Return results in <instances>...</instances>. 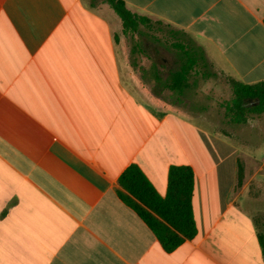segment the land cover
Here are the masks:
<instances>
[{
	"label": "crops",
	"instance_id": "1",
	"mask_svg": "<svg viewBox=\"0 0 264 264\" xmlns=\"http://www.w3.org/2000/svg\"><path fill=\"white\" fill-rule=\"evenodd\" d=\"M125 2L190 33L218 72L264 80V0ZM118 16L104 1L0 0V264H264V151L182 112L209 79L180 92L176 57L127 40ZM132 163L162 196L172 164L193 167L194 238L167 250L120 198Z\"/></svg>",
	"mask_w": 264,
	"mask_h": 264
},
{
	"label": "trees",
	"instance_id": "2",
	"mask_svg": "<svg viewBox=\"0 0 264 264\" xmlns=\"http://www.w3.org/2000/svg\"><path fill=\"white\" fill-rule=\"evenodd\" d=\"M120 16L124 34H146L153 19L147 15L132 11L125 0H102ZM96 4V0H92ZM159 22H164L158 20ZM145 26V28H142ZM177 28L171 33L173 40L164 41L176 55L179 70L174 73V83L180 92L187 87L193 77L211 79L225 77L232 89V97L222 105L226 108L230 121L235 124L247 123L250 116L264 113V80L246 83L232 76L218 72L207 56L206 50L197 40ZM162 42L161 39H158ZM243 172L240 167L239 184ZM120 198L130 205L153 230L164 247L171 251L187 238L198 233L194 214L193 196L195 190V172L187 164H172L168 175V189L162 196L152 181L137 163L130 164L119 178ZM258 237L264 255V230H261L260 217L255 215Z\"/></svg>",
	"mask_w": 264,
	"mask_h": 264
},
{
	"label": "rangeland",
	"instance_id": "3",
	"mask_svg": "<svg viewBox=\"0 0 264 264\" xmlns=\"http://www.w3.org/2000/svg\"><path fill=\"white\" fill-rule=\"evenodd\" d=\"M96 1L100 2L102 0ZM152 19L153 23L149 29L142 26V28H145L147 31L146 34H125L127 40L131 39V35L138 39L143 37L145 41L148 42L150 51L158 47L159 50L166 54L168 60L172 62L176 57L175 52L165 45L164 41L170 42L173 40V34L171 32L177 28L166 22H159L157 19ZM158 39H161L162 42ZM232 94L231 86L223 76H218L209 80L200 79L198 86H194L187 93V97H185L184 100L185 103L182 102L177 106L182 112H193L198 117H202L201 119H203L202 122H204V124L211 125L214 129L229 133L230 143H233L232 137L234 136L236 139L243 140L248 147L252 144L255 145L253 149L262 153L264 151V113L250 116L247 123L235 124L231 122L229 119L230 117L227 115L226 108L221 102L229 100ZM200 141L201 146H209L208 142L203 144L205 140ZM252 186L259 188L256 192L260 198H264V185L257 186L253 183ZM251 189H253V187H251ZM234 196L235 193L234 190H232L230 198H234ZM251 196L250 193V197ZM256 215L260 217L259 226L261 230H264V209Z\"/></svg>",
	"mask_w": 264,
	"mask_h": 264
}]
</instances>
